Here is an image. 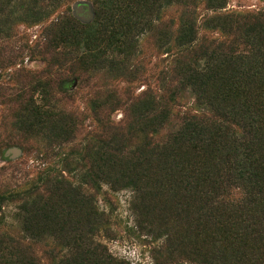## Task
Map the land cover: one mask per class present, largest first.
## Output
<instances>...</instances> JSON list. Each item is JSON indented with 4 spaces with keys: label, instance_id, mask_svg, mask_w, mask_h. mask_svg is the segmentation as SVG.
<instances>
[{
    "label": "rangeland",
    "instance_id": "rangeland-1",
    "mask_svg": "<svg viewBox=\"0 0 264 264\" xmlns=\"http://www.w3.org/2000/svg\"><path fill=\"white\" fill-rule=\"evenodd\" d=\"M83 2L90 3L95 12L94 20L88 23L74 15L76 5ZM224 7L211 8L209 0L166 6L149 17L143 29L125 36L121 25L117 31L110 20L115 11L110 0H0V236L22 239L24 247L29 248L28 258L33 257L35 264H56L62 259L66 251L59 240L46 233L33 236L23 230L21 209L30 190L41 187L46 172L62 171L66 179L83 185L84 189L78 190L86 206L103 213L102 217L93 216L87 225L95 227V244L118 264H211L209 239L190 241L186 235L181 218L187 207L184 202L179 207L171 202L165 206L161 200L166 208L159 205L156 214L145 215L144 201L135 204L131 190H111L105 185L101 189L87 188L82 177L91 160L86 158L89 162L79 161L77 166L75 159L82 160V147L88 143L94 151L108 145L112 135L109 127H126L130 121L135 126V106L144 93L169 100L170 91L182 86L175 78L171 80L172 70L177 62L188 61L195 47L199 49L203 44L207 48L212 43L217 45L219 39L228 42L241 37L236 26L228 34L211 27L218 22L214 16L234 15L239 26L244 19L235 16L264 17V0H225ZM34 12L40 15L31 17ZM189 13L197 22L198 39L187 50L177 37L181 21ZM70 18L81 23L77 40L70 35L67 42L58 39L47 47ZM117 24H121V18ZM104 29L110 32L101 36ZM249 45L240 38L239 51H250ZM181 91L170 104L173 116L157 139L169 135L185 114L199 111L191 91ZM32 100L29 109L37 107L45 114H58L60 126H53L56 134L40 128L31 135L17 131L19 105ZM65 126H72L71 136L60 132ZM140 129L138 126L133 133L121 132L124 155L143 142L146 132L140 133ZM12 148L20 149L21 156L5 158V152ZM69 156L75 166L71 170L64 165ZM76 167L78 175L74 174ZM146 191L142 189V195ZM241 197L238 189H231L226 196L233 200ZM175 207L178 210L172 213ZM79 243L74 242L76 248ZM240 260L243 264H262L264 257L258 247H253Z\"/></svg>",
    "mask_w": 264,
    "mask_h": 264
},
{
    "label": "trees",
    "instance_id": "trees-1",
    "mask_svg": "<svg viewBox=\"0 0 264 264\" xmlns=\"http://www.w3.org/2000/svg\"><path fill=\"white\" fill-rule=\"evenodd\" d=\"M110 1L115 6L110 15L115 27L111 28L118 31L121 25V31L129 36L135 29L144 28L148 18L162 8L174 4L188 6L195 0ZM209 6L221 10L225 0H209ZM39 15L34 12L31 17ZM190 15L183 17L177 37L187 50L198 39L197 22ZM235 17L244 19L242 26L235 23L234 15H216L213 19L218 22L211 27L228 34L236 26L241 37L228 42L219 39L215 41L217 45L212 43L207 48L203 44L199 49L195 47L191 58L177 62L172 70L175 77L171 80L175 78L182 86L169 90V100L144 93L135 106V126L130 121L126 127H109L112 135L108 145L94 151L88 143L82 147V160L75 159L77 166L79 161L91 160L82 177L87 188L101 189L105 185L111 190H131L135 204L144 201L145 215L156 214L159 205L166 208L161 200L165 206L171 202L179 207L184 202L187 207L181 218L186 235L190 241L209 239L207 254L211 264H243L240 259L253 247H258L264 257V17ZM120 18L121 24H117ZM80 24L70 18L47 47L58 39L67 42L70 35L77 40ZM105 29L101 36L109 31ZM240 38L250 44V51H239ZM181 90L191 91L199 111L185 114L169 135L157 139L173 116L170 104ZM28 106H33V100L19 105L20 134L31 135L39 128L53 132V126H60L58 114H45ZM72 126L60 127V132L71 136ZM138 126L139 132L146 135L126 156L121 151V132L133 133ZM151 133L155 136L150 137ZM73 164L70 156L64 162L69 170L75 167ZM76 172L77 167L74 174L78 175ZM46 175L41 187L30 190L21 206L23 230L33 236L46 233L60 241L66 252L56 264H118L110 254H103L101 245L95 244V227L87 224L93 216L102 217L103 213L86 206L85 197L78 190L84 189L83 185H75L62 171ZM142 189H147L143 195ZM231 189L242 191V197L227 199ZM22 242L8 235L0 236V264H35ZM74 242H80L77 248Z\"/></svg>",
    "mask_w": 264,
    "mask_h": 264
},
{
    "label": "water",
    "instance_id": "water-1",
    "mask_svg": "<svg viewBox=\"0 0 264 264\" xmlns=\"http://www.w3.org/2000/svg\"><path fill=\"white\" fill-rule=\"evenodd\" d=\"M74 15L76 18L83 22H91L95 18V12L90 3H79L76 5L74 10ZM22 152L18 148H12L5 152V158L7 159H15L19 156H21Z\"/></svg>",
    "mask_w": 264,
    "mask_h": 264
}]
</instances>
